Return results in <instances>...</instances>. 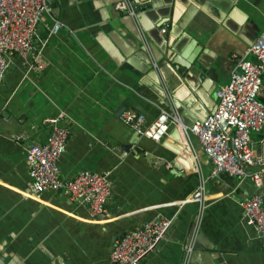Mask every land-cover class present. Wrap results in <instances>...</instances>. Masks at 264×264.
Masks as SVG:
<instances>
[{"label":"crops","instance_id":"crops-1","mask_svg":"<svg viewBox=\"0 0 264 264\" xmlns=\"http://www.w3.org/2000/svg\"><path fill=\"white\" fill-rule=\"evenodd\" d=\"M129 1L134 15L121 0H49L34 38L40 60L15 56L0 80V264H110L114 241L157 213L172 222L141 264H264V239L241 205L251 182L210 177L198 138L177 124L153 140L119 118L163 111L188 127L212 112L216 88L264 28V0ZM61 111L70 133L60 173L107 172L105 217L60 190L31 192L25 149ZM251 138L256 152L264 128ZM259 189L264 205V173Z\"/></svg>","mask_w":264,"mask_h":264},{"label":"built area","instance_id":"built-area-1","mask_svg":"<svg viewBox=\"0 0 264 264\" xmlns=\"http://www.w3.org/2000/svg\"><path fill=\"white\" fill-rule=\"evenodd\" d=\"M119 7L131 15L136 13L135 5L129 0H121ZM48 11L49 0H0V80L15 56L40 60V50L34 52V38L37 25ZM61 25L55 19L51 32ZM161 30L165 31V27ZM263 79L264 28L236 59L228 80L216 88V108L203 119L195 120L187 127L178 116L162 111L147 122L142 112L129 108L123 109L119 118L153 140L164 138L171 123L179 125L185 133L195 134L213 165L210 177L227 172L237 176L238 182L248 179L254 186L255 190L241 200L243 217L264 239V205L259 189L264 167H246L259 165L263 160L251 146L252 131L264 128ZM63 115L61 111L44 118L50 124L47 138L43 142L31 143L25 149L31 192L38 195L47 190H60L70 198L82 201L92 218L105 217L111 191L107 172L82 169L70 177H63L60 173L58 159L70 133L69 126L61 122ZM204 181L197 185L192 198H201ZM171 222L170 218L157 213L125 231L113 243L110 264H141V259L165 237ZM190 249V246L185 248V253L188 254ZM182 264L192 263L186 256Z\"/></svg>","mask_w":264,"mask_h":264},{"label":"water","instance_id":"water-1","mask_svg":"<svg viewBox=\"0 0 264 264\" xmlns=\"http://www.w3.org/2000/svg\"><path fill=\"white\" fill-rule=\"evenodd\" d=\"M136 131V130H135ZM136 133H138L137 131H136ZM255 147L257 148V149H259L258 151H256L259 155L260 154H262L263 156H264V138H262V139H260L259 141H257V142H255ZM264 159V158H263ZM264 161V160H263ZM248 169H251V168H261V167H263L262 165H257V166H249V165H247L246 166ZM123 235V234H122ZM121 235V236H122Z\"/></svg>","mask_w":264,"mask_h":264}]
</instances>
